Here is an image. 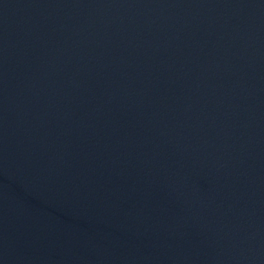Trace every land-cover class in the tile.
I'll return each mask as SVG.
<instances>
[{"label": "water", "instance_id": "1", "mask_svg": "<svg viewBox=\"0 0 264 264\" xmlns=\"http://www.w3.org/2000/svg\"><path fill=\"white\" fill-rule=\"evenodd\" d=\"M0 264H264V0H0Z\"/></svg>", "mask_w": 264, "mask_h": 264}]
</instances>
